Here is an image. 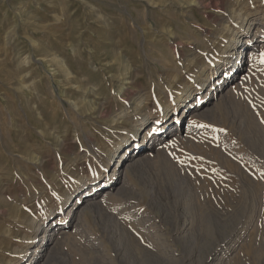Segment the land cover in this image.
<instances>
[{
    "label": "rangeland",
    "instance_id": "1",
    "mask_svg": "<svg viewBox=\"0 0 264 264\" xmlns=\"http://www.w3.org/2000/svg\"><path fill=\"white\" fill-rule=\"evenodd\" d=\"M179 2L0 0V264H264V0Z\"/></svg>",
    "mask_w": 264,
    "mask_h": 264
},
{
    "label": "bare ground",
    "instance_id": "2",
    "mask_svg": "<svg viewBox=\"0 0 264 264\" xmlns=\"http://www.w3.org/2000/svg\"><path fill=\"white\" fill-rule=\"evenodd\" d=\"M147 1H149V2H151V4L153 3V4H158L159 2L161 3L162 1H165V2H173V0H147ZM178 2H179V0H178ZM182 2V1H181ZM180 3V2H179ZM165 4V3H164ZM183 5H185V4H183ZM231 17V16H230ZM251 24H252V22L250 21V23L248 24V28H250L251 27ZM245 37V40L243 39ZM249 37L247 36V34L245 33L244 35H240V36H234L233 37V39H232V41H235L234 43L235 44H233V45H231L232 46V51H233V49L235 50V49H237V50H239L238 51V53H236L235 51L233 52V54L231 53V52H229V51H227L228 52V54H229V56L225 59V61L227 62V63H232V64H234V67L233 68H235L236 70H237V72H236V74L234 75V77H233V79L236 77V78H238L239 76H240V71L244 68V65H245V63H246V61H247V56H246V58H245V61H244V64H241V60H242V58H240V56L241 55H243V52L245 53V49H247L248 48V45H249V39H248ZM239 41H240V43H239ZM237 43V44H236ZM254 46H259V45H254ZM249 50V53L251 54L252 52H253V48H249L248 49ZM236 53V58L233 60L232 59V56H231V54L232 55H234ZM248 53V52H247ZM255 53V52H254ZM249 56V55H248ZM249 58V57H248ZM53 61V60H52ZM54 61H56L58 64H60L62 67H63V69L64 70H66V72H67V69H66V66H65V64L58 58V56H55L54 57ZM225 70V69H224ZM220 78V75H218L217 77H216V79H219ZM236 80V79H235ZM235 80L232 82V85L230 86V88H233L234 87V83H235ZM219 86H221V85H219ZM229 88V89H230ZM228 89V90H229ZM219 96V94H217V95H213L212 96V98H210L211 100H210V102L212 101V99L214 98V97H218ZM81 102V101H80ZM209 102V103H210ZM183 106H187L186 104H184ZM178 108V106H175V109H177ZM201 110V109H200ZM176 112V111H175ZM190 114L191 115H196L197 114V111L195 110V111H190ZM200 114V111H198V115ZM163 115H166V111H164V113H163ZM180 116H181V111L179 110V113H178V115H177V119H179L180 118ZM166 117V116H165ZM147 118L145 117L144 119H143V121H145ZM164 126H165V130L160 134V137H158V135H156V137H154L153 139H152V143H153V146H142V147H135L134 149H133V153H135V151H137V153L136 154H133V153H131V155L130 156H133L130 160H129V162H131V163H136V162H141V161H143V160H145L149 155H150V152H151V150L152 149H154L155 147H156V140H157V142H161L160 140L161 139H164V140H166L167 138H169L172 134H173V130L171 129L172 127H173V125H171V124H169V121H168V118L164 121ZM179 129H182L183 128V126H182V124L181 123H179L177 126H176V128L174 129V130H179ZM136 129H138V127L136 128ZM172 130V131H171ZM172 132V133H171ZM140 140L139 139H137V140H135L134 142H136V144L139 142ZM165 142V141H164ZM161 145L163 144L162 142L160 143ZM126 148H129V146H127ZM157 148V147H156ZM123 150H125V148L123 149ZM156 150V149H155ZM133 154V155H132ZM120 155V154H119ZM119 157V156H118ZM119 159V158H118ZM121 160V159H120ZM146 160H148V159H146ZM114 175V173H112L111 174V176H113ZM108 185H109V183H108ZM98 186V185H97ZM102 186H105V184H103ZM107 188H108V186H107ZM98 189V188H97ZM109 190V189H108ZM92 191V190H91ZM108 193V192H107ZM94 194V193H93ZM93 195L91 194L90 195V197H89V199H87L86 200V203H96V201L94 200V197H92ZM86 199V198H85ZM73 202V201H72ZM76 203V202H75ZM80 206V205H79ZM79 206H76L75 204H74V206H73V208L74 207H77V208H79ZM67 216V214H65V215H63V217L62 218H65ZM58 224L59 225H64V224H66V222H58ZM58 224H56V225H54V226H52L49 230H46L45 232H42V235H38L36 238H37V240H40V243L38 244V245H36V246H33V247H31V248H28V249H26V250H24L23 252H22V254H23V257L25 258H27V261H25V262H23V263H16V264H28L31 260H39L40 259V257H43L44 256V252H45V250L44 249H42L44 246H47L48 247V245L51 243V241H54L55 239H56V236L60 233V229L59 230H56L55 229V227L58 225ZM42 226H43V224H40V225H38L37 226V230L39 231L40 230V228H42ZM36 236V235H35ZM42 247V248H41ZM50 255V254H49ZM40 256V257H39Z\"/></svg>",
    "mask_w": 264,
    "mask_h": 264
},
{
    "label": "snow or ice",
    "instance_id": "3",
    "mask_svg": "<svg viewBox=\"0 0 264 264\" xmlns=\"http://www.w3.org/2000/svg\"><path fill=\"white\" fill-rule=\"evenodd\" d=\"M261 63H264V56L261 58ZM203 127H207V125H202Z\"/></svg>",
    "mask_w": 264,
    "mask_h": 264
}]
</instances>
